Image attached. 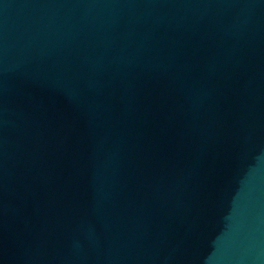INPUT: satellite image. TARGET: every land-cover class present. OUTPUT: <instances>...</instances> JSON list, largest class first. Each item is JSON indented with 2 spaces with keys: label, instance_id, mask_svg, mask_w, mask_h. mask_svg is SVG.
<instances>
[{
  "label": "water",
  "instance_id": "1",
  "mask_svg": "<svg viewBox=\"0 0 264 264\" xmlns=\"http://www.w3.org/2000/svg\"><path fill=\"white\" fill-rule=\"evenodd\" d=\"M0 264H264V0H0Z\"/></svg>",
  "mask_w": 264,
  "mask_h": 264
}]
</instances>
